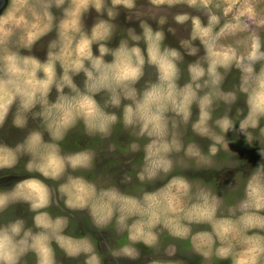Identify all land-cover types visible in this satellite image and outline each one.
Listing matches in <instances>:
<instances>
[{"label": "clouds", "instance_id": "obj_1", "mask_svg": "<svg viewBox=\"0 0 264 264\" xmlns=\"http://www.w3.org/2000/svg\"><path fill=\"white\" fill-rule=\"evenodd\" d=\"M2 7L0 264H264V0Z\"/></svg>", "mask_w": 264, "mask_h": 264}, {"label": "rangeland", "instance_id": "obj_2", "mask_svg": "<svg viewBox=\"0 0 264 264\" xmlns=\"http://www.w3.org/2000/svg\"><path fill=\"white\" fill-rule=\"evenodd\" d=\"M3 11V7L0 9V12ZM121 26H136V25H126V22L123 19V16L120 18ZM155 27V24H153ZM184 33L178 32L176 37H173L172 35H168L167 37V43L172 45V46H177L178 47V41L177 39L183 36ZM37 55L41 56L43 58V50L42 48L40 51L37 53ZM22 133H19L17 130L13 129L10 127V125L7 127V132H6V139L9 143H14L16 140H18L21 137ZM123 139V138H121ZM92 142L85 136H83L79 131H73L69 134L67 141L65 143V147L69 149H78L82 148L85 146H88ZM234 151L238 152L241 158H247L248 161L255 166L256 162L260 159V157L257 155L256 151L254 149L249 148L247 145L244 144L243 140L240 142L233 144L230 146ZM135 161H138V158H134ZM105 163H109L108 160L105 161ZM131 165L126 162L124 158H121V163L120 166L115 168L113 171L115 172L116 176L118 177L122 171L125 170H130ZM26 175L22 171V165L17 169L14 170L13 173H2L0 172V188H6L11 185H13L16 181L23 179V177ZM203 177L206 181H210L214 184L217 185V191L222 193L227 201L229 203L234 202L235 199H238L242 196V191H238L236 193H229L225 189L226 184L231 180L232 178V173L228 172L224 176H217L215 174H208L205 173L203 174ZM17 214H21L20 210H17ZM76 215L79 218L80 214H73ZM30 219V217H29ZM86 221V217H85ZM79 229L80 231H88L89 229L87 228L86 224L84 222H81L79 224ZM95 234V233H94ZM107 235V234H105ZM102 238V237H101ZM167 239V237H165ZM103 251V249H101ZM194 262L193 264H196V262L199 261V258H193ZM214 264H228V262H220L216 261Z\"/></svg>", "mask_w": 264, "mask_h": 264}, {"label": "water", "instance_id": "obj_3", "mask_svg": "<svg viewBox=\"0 0 264 264\" xmlns=\"http://www.w3.org/2000/svg\"><path fill=\"white\" fill-rule=\"evenodd\" d=\"M3 3H4V0H0V9L2 8Z\"/></svg>", "mask_w": 264, "mask_h": 264}]
</instances>
